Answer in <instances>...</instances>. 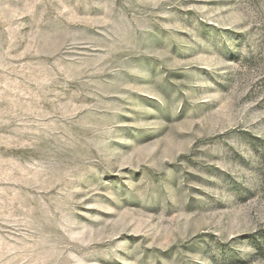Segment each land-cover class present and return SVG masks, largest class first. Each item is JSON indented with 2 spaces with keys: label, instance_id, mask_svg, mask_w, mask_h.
Segmentation results:
<instances>
[{
  "label": "rangeland",
  "instance_id": "rangeland-1",
  "mask_svg": "<svg viewBox=\"0 0 264 264\" xmlns=\"http://www.w3.org/2000/svg\"><path fill=\"white\" fill-rule=\"evenodd\" d=\"M0 264H264V0H0Z\"/></svg>",
  "mask_w": 264,
  "mask_h": 264
}]
</instances>
